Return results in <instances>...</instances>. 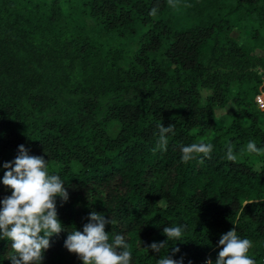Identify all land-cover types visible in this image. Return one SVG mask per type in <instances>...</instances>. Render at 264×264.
<instances>
[{"label": "trees", "instance_id": "1", "mask_svg": "<svg viewBox=\"0 0 264 264\" xmlns=\"http://www.w3.org/2000/svg\"><path fill=\"white\" fill-rule=\"evenodd\" d=\"M245 22L242 47L231 31ZM261 43L264 0H0V201L12 191L3 165L22 144L48 160L69 192L67 202L57 197L64 230L51 237L42 264H83L64 242L93 211L113 220L110 239L125 236L131 264H157L166 254L215 262L222 234L234 227L264 264V153L246 149L249 141L264 149V109L254 99L264 90V58L245 66L244 51ZM23 56L47 66L76 57L89 67L94 78L75 89L76 113L46 112L33 87L19 93L4 84H14ZM232 57L238 70L222 67ZM229 103L234 110L216 124L213 112ZM158 124L174 128L167 151L157 148ZM200 140L213 145L210 157L184 163L180 146ZM228 146L235 162L225 158ZM185 224L160 253L148 247L167 240L164 227ZM10 252L11 241L0 239V264H11Z\"/></svg>", "mask_w": 264, "mask_h": 264}, {"label": "clouds", "instance_id": "2", "mask_svg": "<svg viewBox=\"0 0 264 264\" xmlns=\"http://www.w3.org/2000/svg\"><path fill=\"white\" fill-rule=\"evenodd\" d=\"M172 2L168 0L170 5ZM156 14L157 8L154 7L149 15L155 17ZM213 115L219 119L216 111ZM157 127V148L167 151L168 134L173 133L174 128L171 124H158ZM246 149L249 153H264V149L258 148L255 141H249ZM180 150L182 161L187 163L199 154L210 157L213 145L200 140L181 145ZM225 158L233 162L237 160L231 146H228ZM3 167L7 169L3 184L12 190L10 196L0 201L3 205L0 209V239L11 241L8 259L11 264H42L44 252L51 246V237L64 230L58 218L57 197L67 202L69 192L60 175L49 172L48 160L43 155H30L23 144L19 146L15 160L5 162ZM88 219L83 231L75 229L69 233L64 246L77 254L83 264H131L132 253L125 236L117 234L110 239L106 231V225L112 224L113 220L95 211L89 214ZM187 227L186 224L164 227L167 240L153 242L148 247L160 253L168 248L169 241L180 240ZM219 246L222 247L218 258L215 262L209 259L207 264H256L248 255L253 247L252 241L238 236L235 227L222 234ZM172 251L178 253L180 248ZM157 264H184V260H176L166 254L158 259Z\"/></svg>", "mask_w": 264, "mask_h": 264}, {"label": "rangeland", "instance_id": "3", "mask_svg": "<svg viewBox=\"0 0 264 264\" xmlns=\"http://www.w3.org/2000/svg\"><path fill=\"white\" fill-rule=\"evenodd\" d=\"M251 31V25L249 22H245L241 28L233 29L231 35L237 40V43L242 47L247 43L249 44V34ZM245 57L250 61V65H256L254 61L264 58V43L260 45H253L250 48H245ZM26 61H22L19 66V70L14 78V84H10V78L4 80L6 86H13L14 90L21 93L26 91L28 88H34L38 97H43V109L49 113H66L68 111L76 113L78 109L74 106L76 99L75 89L82 90L85 86L89 85L90 79L93 72L89 70L85 65H80L76 57L67 59H56L52 65H46L39 63L37 60H29L24 56ZM259 58V59H258ZM233 61H226L222 63V67L229 69L230 71L238 70V66L235 61L236 57L231 58ZM233 65V69L232 64ZM48 69V71H47ZM94 71V70H92ZM53 75L57 76V79L51 81ZM88 82L84 85V82ZM209 89L203 85L200 87V94L204 98L208 93ZM234 110V105L229 103L222 108H217L215 111L219 115V119H215L216 124H223L230 113ZM96 111V110H95ZM88 113V118L96 115V112ZM115 130L113 125L110 131ZM200 127L193 128V132H198ZM206 135V133H205ZM159 203L164 205V200L160 199Z\"/></svg>", "mask_w": 264, "mask_h": 264}, {"label": "built area", "instance_id": "4", "mask_svg": "<svg viewBox=\"0 0 264 264\" xmlns=\"http://www.w3.org/2000/svg\"><path fill=\"white\" fill-rule=\"evenodd\" d=\"M255 101L259 105V107L264 109V90L262 88L255 95Z\"/></svg>", "mask_w": 264, "mask_h": 264}]
</instances>
